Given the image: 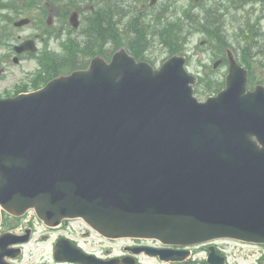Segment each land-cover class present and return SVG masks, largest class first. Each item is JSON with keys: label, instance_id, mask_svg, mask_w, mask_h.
Segmentation results:
<instances>
[{"label": "water", "instance_id": "water-1", "mask_svg": "<svg viewBox=\"0 0 264 264\" xmlns=\"http://www.w3.org/2000/svg\"><path fill=\"white\" fill-rule=\"evenodd\" d=\"M227 60L226 88L204 103L183 57L153 69L123 48L0 98V208L82 218L106 237L264 243V88L246 92Z\"/></svg>", "mask_w": 264, "mask_h": 264}, {"label": "rangeland", "instance_id": "rangeland-1", "mask_svg": "<svg viewBox=\"0 0 264 264\" xmlns=\"http://www.w3.org/2000/svg\"><path fill=\"white\" fill-rule=\"evenodd\" d=\"M56 1L57 0H55V2ZM133 3L134 2L131 0L124 1L126 6L131 7L125 10L128 15L127 20L136 18V12L138 9H140L141 13L137 19L140 20V22L143 21L145 24H148V26L151 27L149 28V31H146L145 41L140 44L141 51L146 60H148L155 67H158L161 64L162 60L166 58L169 53L168 48L170 47V35L156 30L158 28H165L166 24L169 22H175V20L179 21L182 24V31L181 34L177 32L175 37L177 38V41H179V44L182 45V49H184L183 51H186L187 53L186 56L187 60L189 61V71L193 74L198 73V76L201 78L200 84L196 88L198 93L197 97L200 100H204L207 96L212 94V92L216 90L215 88L217 85L209 84V82L213 81L214 79L222 80L226 73V67L222 66L221 64V66L219 65L214 69V64L216 65L217 60L220 59L224 53L223 47L222 51H216V45L219 43V41L209 42L208 35L203 32L201 28L204 25L203 22L205 24L207 23V21L204 20L205 11H208L207 8H210L213 5L212 2L207 0L202 6L194 8L192 7L191 2L180 0L175 4L174 7H170L164 13L162 17L163 19L161 20L160 18L159 23L153 22V15L156 13V11L152 10V15L146 10L149 0H145L144 3ZM25 5L26 2L24 0H0V28L2 27L1 37H6V44L0 43V61L2 62V64H0V97L6 93H14L18 87L23 85L22 83L29 85L31 80V78H29L30 75L35 71H38L40 61L43 60L44 56H48L50 61L61 58V55H63L65 52V43H68L70 39L79 37V39L75 41L79 44H82L86 41V37L83 35H71L68 33V31H66V29H64V27L61 25L62 23H51V25L47 28L44 26L47 16H52L53 19H55V22H62L63 17L66 15V12L71 6L68 2H66L64 6L58 7L57 9H48V6H45L44 15L40 14V16L37 13L29 15L24 13L23 15L24 10L26 9ZM135 5L137 9L134 8ZM13 6L17 10H15ZM81 8L85 9L84 12H88L90 4L87 5L84 3L82 4ZM17 11L19 12L18 14H16ZM255 15H258V13L256 12ZM27 16L32 17L34 21L33 25L15 29L12 23H10L14 18L17 20V18ZM181 16H183V18H180ZM262 16L263 15L261 14V17ZM12 17L13 19L11 20ZM185 17L194 20H186ZM79 20L80 22L82 21L83 25L85 15H80ZM64 21L67 22V16L65 17ZM230 21L234 22V20L231 19ZM226 23V26L222 28L223 38L221 39H224L225 42L226 39H228L231 42L232 49L236 54H238V58L242 62V49L245 44L240 39L237 40L236 38V36L239 37L242 29L239 28L237 31H235V23L229 24L227 20ZM260 26L262 28V32H264V19L261 21ZM60 28L61 30H59ZM153 30H155V32H153ZM38 33L39 38L36 40V44L38 50L40 51L37 53L39 55L36 58L28 57L14 65L12 63V56L8 53L9 46L7 45L10 43L14 45L18 42V40L21 41L29 37H35L38 35ZM51 33H53V35L49 36L48 34ZM117 35L120 40L119 45L131 50V45L135 37L132 35H125L120 29L117 32ZM160 36L164 37V40L160 41ZM41 37H43L42 42L40 39ZM261 39L262 43H264V38ZM202 40H205L203 45L200 44V41ZM260 44L261 43L257 41V45ZM113 48L114 46L111 49ZM258 48L260 49L261 57L256 59L257 62L253 60L252 67L257 74L256 76L264 80V75L262 74L264 71V46H259L257 49ZM27 76L29 77L27 78ZM29 251H31V258L29 259L30 261H47L49 259V249L46 246L42 247L36 245V247H26L25 252L27 255L29 254ZM192 264H195V262Z\"/></svg>", "mask_w": 264, "mask_h": 264}, {"label": "flooded vegetation", "instance_id": "flooded-vegetation-1", "mask_svg": "<svg viewBox=\"0 0 264 264\" xmlns=\"http://www.w3.org/2000/svg\"><path fill=\"white\" fill-rule=\"evenodd\" d=\"M180 0H157L152 7L157 10L155 6L159 2H162V5L159 9H164L166 5L172 6L174 3L179 2ZM191 2L192 7H200L207 0H186ZM212 2L211 8L213 9V16L215 18L220 19L223 18L228 21L229 24H233L238 26L241 31L240 36L244 35L246 38L245 46L242 49V57L250 56L249 51H257V47L264 46L262 43V28L260 26L261 21L264 19V0H208ZM208 3V2H207ZM206 3V4H207ZM258 7V9H257ZM158 9V10H159ZM157 10V11H158ZM215 10V12H214ZM258 15H255V13ZM261 14L263 15L261 17ZM234 20V22L230 21ZM261 29V31H260ZM257 41L261 44L257 45ZM248 74H249V85L253 86L254 84H263L264 80L257 77L256 72L254 71L252 66H248ZM264 75V71L262 73ZM253 85H252V84ZM21 220L11 218L5 214L2 215L1 224H0V238L5 233H11L12 235L8 238H5L4 241L0 239V248L4 251L9 250V253L13 254L16 251H13L12 248L16 247L18 244H11L10 241H23L24 239L29 238L28 243L35 238L40 242L50 244V250L52 253V249L54 246L60 242L67 244L70 248L75 250H81L83 253L92 256L95 255L98 258L108 260L111 259L116 264H125V263H133V264H143L145 259H151L147 257L143 252L146 251V248L150 249H163L158 243L148 240H140V239H124V240H112L107 241L102 237L96 235L93 232H89L87 229H84L85 226L78 222L77 226H70L69 224H62L57 227L48 228L41 222L37 225L27 223L23 224L20 222ZM84 227V228H83ZM92 238L98 239L100 241L109 242L108 245H118L119 246V254L114 255L110 254V251L113 249H104L103 253H97V246H93L98 244V242L91 241ZM14 245V246H13ZM112 248V247H111ZM138 251H141L140 254H136ZM118 257V258H115ZM152 260V259H151ZM5 261L14 262L19 264L21 259H12L9 256H6ZM51 264H57L50 260ZM60 264H71V263H60ZM256 264H264V247L263 251L260 253V259Z\"/></svg>", "mask_w": 264, "mask_h": 264}, {"label": "trees", "instance_id": "trees-1", "mask_svg": "<svg viewBox=\"0 0 264 264\" xmlns=\"http://www.w3.org/2000/svg\"><path fill=\"white\" fill-rule=\"evenodd\" d=\"M93 11L90 14L89 18V34L91 35L90 38V45L88 46L89 49L86 50V55H92L95 51L98 54H103L105 55L106 53L101 47V44L104 42V40H111L115 39V36L112 34L114 33L113 30H115V25H116V17L118 15V12L114 9V12H111L107 10L106 8H102L98 1L93 5ZM106 10V11H105ZM133 26V23H131ZM108 27V35L104 34V27ZM140 37H142L143 32L140 31L137 33ZM116 43V41L114 42ZM140 42H137L134 44L132 47V54L136 57V59L141 60L144 59V56L142 54V51L139 49H136V47L139 45ZM135 47V48H134ZM95 52V53H96ZM77 65L74 63L70 64V68H76ZM56 69H53V72H55Z\"/></svg>", "mask_w": 264, "mask_h": 264}]
</instances>
